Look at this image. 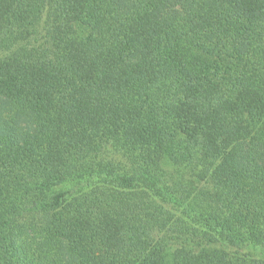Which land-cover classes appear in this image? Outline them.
Here are the masks:
<instances>
[{
  "label": "trees",
  "instance_id": "1",
  "mask_svg": "<svg viewBox=\"0 0 264 264\" xmlns=\"http://www.w3.org/2000/svg\"><path fill=\"white\" fill-rule=\"evenodd\" d=\"M0 264H264V0H0Z\"/></svg>",
  "mask_w": 264,
  "mask_h": 264
},
{
  "label": "rangeland",
  "instance_id": "2",
  "mask_svg": "<svg viewBox=\"0 0 264 264\" xmlns=\"http://www.w3.org/2000/svg\"><path fill=\"white\" fill-rule=\"evenodd\" d=\"M3 112L4 113V110H3V107L0 109V113Z\"/></svg>",
  "mask_w": 264,
  "mask_h": 264
}]
</instances>
